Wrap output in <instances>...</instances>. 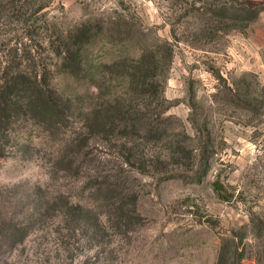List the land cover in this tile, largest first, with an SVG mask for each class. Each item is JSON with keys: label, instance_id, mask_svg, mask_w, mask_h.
<instances>
[{"label": "rangeland", "instance_id": "rangeland-1", "mask_svg": "<svg viewBox=\"0 0 264 264\" xmlns=\"http://www.w3.org/2000/svg\"><path fill=\"white\" fill-rule=\"evenodd\" d=\"M83 22V70L43 54L60 123L2 137L0 264H264V0H0V76ZM150 51L136 96L122 63ZM129 100L154 133L87 127Z\"/></svg>", "mask_w": 264, "mask_h": 264}, {"label": "trees", "instance_id": "trees-1", "mask_svg": "<svg viewBox=\"0 0 264 264\" xmlns=\"http://www.w3.org/2000/svg\"><path fill=\"white\" fill-rule=\"evenodd\" d=\"M92 30L90 22H83L66 34H56L53 31L49 39L46 38L40 46L37 45L40 49L31 48L25 51L24 47L14 48L12 60L16 62L18 68L14 71L3 70L0 76V157L6 154L5 144L1 143V140L6 136L9 122L13 117L25 114L45 118L52 126L60 123L64 114V109H61L64 95L58 93L50 83L51 65L43 56L44 50L53 52L60 59L59 63L52 66L65 68L71 74H78L84 68L83 49L90 41ZM156 61L151 51L141 54L138 58L123 61L122 66L127 69L125 80L129 92L136 96L154 93L155 74L152 73ZM158 96L161 98V94ZM132 101L109 104L105 113L101 114L104 118H101L98 111L94 112V118L87 127L94 129L96 126H102V130L118 129L126 134L129 127L140 131L147 129L146 125H148L151 127L147 130L154 133V125L142 120L141 116L135 117L143 111L141 109L143 103ZM127 144L124 142L122 145L128 149ZM217 186V188L221 187L219 183ZM235 258L236 261L241 262L242 258L239 256Z\"/></svg>", "mask_w": 264, "mask_h": 264}]
</instances>
